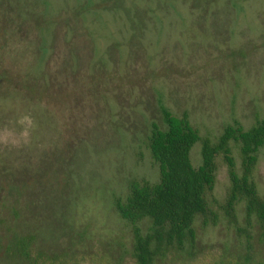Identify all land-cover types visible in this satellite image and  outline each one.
Segmentation results:
<instances>
[{"label": "rangeland", "instance_id": "rangeland-1", "mask_svg": "<svg viewBox=\"0 0 264 264\" xmlns=\"http://www.w3.org/2000/svg\"><path fill=\"white\" fill-rule=\"evenodd\" d=\"M0 248L11 234L82 264H133L128 226L112 208L130 181L154 184L149 124L158 104L213 141L264 118V0H0ZM23 81L25 89L13 83ZM200 144L189 151L200 164ZM237 163V160H236ZM252 180L264 200V144ZM218 161L191 250L153 264H253L220 210ZM239 225L242 206L236 205ZM142 233L149 227L144 219ZM0 264H21L1 259Z\"/></svg>", "mask_w": 264, "mask_h": 264}, {"label": "trees", "instance_id": "trees-1", "mask_svg": "<svg viewBox=\"0 0 264 264\" xmlns=\"http://www.w3.org/2000/svg\"><path fill=\"white\" fill-rule=\"evenodd\" d=\"M5 76L6 72L0 74V84L4 79L9 84ZM24 84L16 81L12 85L29 90ZM157 108L165 129L149 124L147 149L157 165L158 181L154 184L130 181L125 199L115 198L112 202L114 213L129 228L133 264H153L156 256L169 249L191 250L192 223L197 216L205 217L209 212L205 195L212 192L218 161L224 165L228 181L219 208L244 243L243 260L248 262L253 225L259 240L264 242V200L252 180L257 152L264 144V118L246 130L233 121L211 141L206 136L200 137L185 116L177 118L161 104ZM196 142L200 144V164L193 168L189 151ZM239 204L242 206L240 225L235 210ZM144 219L149 221V227L142 233L139 224ZM0 249L1 259H14L21 264H82L83 261V257L73 253L36 248L32 236L11 234ZM253 264H264V257Z\"/></svg>", "mask_w": 264, "mask_h": 264}]
</instances>
